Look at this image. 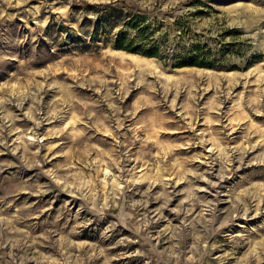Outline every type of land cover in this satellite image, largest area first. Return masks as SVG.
<instances>
[{
    "label": "rangeland",
    "instance_id": "obj_1",
    "mask_svg": "<svg viewBox=\"0 0 264 264\" xmlns=\"http://www.w3.org/2000/svg\"><path fill=\"white\" fill-rule=\"evenodd\" d=\"M112 1L0 0V264H264V0Z\"/></svg>",
    "mask_w": 264,
    "mask_h": 264
},
{
    "label": "trees",
    "instance_id": "obj_2",
    "mask_svg": "<svg viewBox=\"0 0 264 264\" xmlns=\"http://www.w3.org/2000/svg\"><path fill=\"white\" fill-rule=\"evenodd\" d=\"M93 7L97 9H107L112 8L115 6H127L126 2L124 0H115L109 3H99L92 5ZM130 8V7H129ZM141 16V15H140ZM138 17V16H137ZM135 43L132 41L131 38L128 37L127 34H119L117 41L115 43V47L117 49H123L130 52H139L141 49L139 47H136L134 45ZM142 53L149 55V56H158L157 49H151L148 51H141ZM189 65H201V63H197L196 61L192 63H188ZM185 65V64H184Z\"/></svg>",
    "mask_w": 264,
    "mask_h": 264
}]
</instances>
